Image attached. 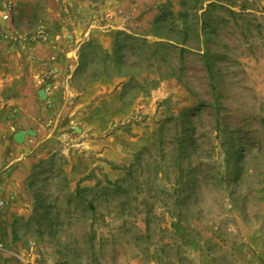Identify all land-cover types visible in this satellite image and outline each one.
I'll use <instances>...</instances> for the list:
<instances>
[{
  "label": "rangeland",
  "instance_id": "rangeland-1",
  "mask_svg": "<svg viewBox=\"0 0 264 264\" xmlns=\"http://www.w3.org/2000/svg\"><path fill=\"white\" fill-rule=\"evenodd\" d=\"M0 264H264V0H0Z\"/></svg>",
  "mask_w": 264,
  "mask_h": 264
},
{
  "label": "water",
  "instance_id": "water-1",
  "mask_svg": "<svg viewBox=\"0 0 264 264\" xmlns=\"http://www.w3.org/2000/svg\"><path fill=\"white\" fill-rule=\"evenodd\" d=\"M45 92L44 89H41L39 90V95L41 96V98L45 99L47 97V94L46 96L43 95L42 92ZM36 132L34 130H19L16 134H15V140L18 142V143H22L24 140H25V137L27 136V134H35Z\"/></svg>",
  "mask_w": 264,
  "mask_h": 264
},
{
  "label": "bare ground",
  "instance_id": "bare-ground-1",
  "mask_svg": "<svg viewBox=\"0 0 264 264\" xmlns=\"http://www.w3.org/2000/svg\"><path fill=\"white\" fill-rule=\"evenodd\" d=\"M42 93H43L44 96H46V92L43 91Z\"/></svg>",
  "mask_w": 264,
  "mask_h": 264
},
{
  "label": "crops",
  "instance_id": "crops-1",
  "mask_svg": "<svg viewBox=\"0 0 264 264\" xmlns=\"http://www.w3.org/2000/svg\"><path fill=\"white\" fill-rule=\"evenodd\" d=\"M26 138V137H25Z\"/></svg>",
  "mask_w": 264,
  "mask_h": 264
}]
</instances>
